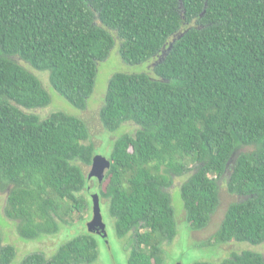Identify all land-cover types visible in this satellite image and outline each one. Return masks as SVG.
I'll list each match as a JSON object with an SVG mask.
<instances>
[{
  "label": "trees",
  "instance_id": "trees-1",
  "mask_svg": "<svg viewBox=\"0 0 264 264\" xmlns=\"http://www.w3.org/2000/svg\"><path fill=\"white\" fill-rule=\"evenodd\" d=\"M116 38L127 63L150 64L149 73L114 74L100 110L105 130L137 126L115 140L100 189L117 236L128 239L127 263H164V245L179 232L167 189L192 169L179 187L190 229L208 226L231 168L228 191L242 199L210 239L263 244L264 0H0L6 217L28 240L59 232L89 210L79 163L93 165L97 155L81 118L26 111L49 105L51 95L12 57L47 71L54 89L83 110ZM99 253L98 236L86 233L51 258L34 252L20 264H92ZM16 255L0 231V264ZM220 264H264V253L247 250Z\"/></svg>",
  "mask_w": 264,
  "mask_h": 264
},
{
  "label": "rangeland",
  "instance_id": "rangeland-1",
  "mask_svg": "<svg viewBox=\"0 0 264 264\" xmlns=\"http://www.w3.org/2000/svg\"><path fill=\"white\" fill-rule=\"evenodd\" d=\"M100 25V21L97 20ZM113 32V31H112ZM116 37L115 32H113ZM121 42L116 38L115 45L110 51L109 56L98 65L97 79L94 93L88 100L87 107L79 110L71 105L60 93H58L50 83L49 73L32 68L19 57H12L14 61L28 68L43 83V86L51 95V103L45 107L34 110H26L37 114L40 118H46L54 112H64L74 115L82 120L88 126L90 132L89 143L96 147L97 155L105 158L110 156L115 140L122 134L134 133L137 129L132 123H125L115 131L105 130L100 120V110L108 90L111 77L116 73H149L150 64L144 62L140 64H129L121 56ZM104 163L101 160L93 165L79 163L86 176L93 171L100 174L104 170ZM193 168V165H191ZM193 169L182 177H174L173 185L167 189L171 195L172 205L175 209L178 235L172 243L165 244V259L163 264H192L196 261H209L211 264H220L224 259L232 257L243 251H257L264 253V243L254 246L247 242L230 241L226 244H215L211 237L218 230L222 223L228 206L232 202L240 201L242 198L231 194L227 188V180L231 174V168H228L225 175L219 181L220 203L217 210L211 216V220L203 230L190 229L186 221L184 202L181 195L180 186L193 173ZM87 195H86V193ZM82 195L89 200L90 207L88 212L74 213L68 217L69 223L62 224L59 232L55 234H46L39 239L28 240L23 238L18 230V223L11 220L4 214L8 189L0 183V231L3 237V244H12L17 249V255L11 264H20L30 253L42 252L47 258H51L58 248L66 241L81 234L89 233L87 224L93 216V203L87 190ZM101 211L104 222L106 223L108 233V244L98 236L99 241V259L92 264H128L130 249L128 248V239L119 238L115 232L114 220L109 215L108 204L101 199Z\"/></svg>",
  "mask_w": 264,
  "mask_h": 264
},
{
  "label": "water",
  "instance_id": "water-1",
  "mask_svg": "<svg viewBox=\"0 0 264 264\" xmlns=\"http://www.w3.org/2000/svg\"><path fill=\"white\" fill-rule=\"evenodd\" d=\"M98 160H102L104 163L105 158L100 155H96L93 159V164H95ZM108 165L109 162L105 161L104 170L100 174H95V171H93L87 179V192L93 203V216L92 219L88 222L87 228L89 233L101 237L106 242V244H108L109 238L106 223L104 222L101 211L100 189Z\"/></svg>",
  "mask_w": 264,
  "mask_h": 264
}]
</instances>
